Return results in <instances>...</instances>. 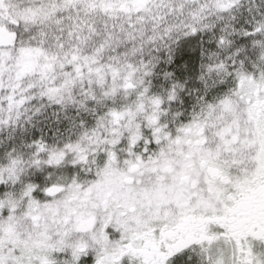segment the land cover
<instances>
[{
    "label": "snow or ice",
    "instance_id": "snow-or-ice-1",
    "mask_svg": "<svg viewBox=\"0 0 264 264\" xmlns=\"http://www.w3.org/2000/svg\"><path fill=\"white\" fill-rule=\"evenodd\" d=\"M0 264H264V0H0Z\"/></svg>",
    "mask_w": 264,
    "mask_h": 264
}]
</instances>
